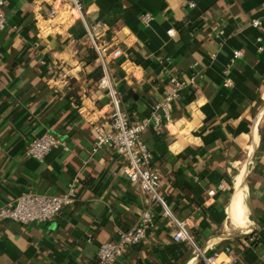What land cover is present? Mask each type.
Wrapping results in <instances>:
<instances>
[{
	"label": "crops",
	"instance_id": "obj_1",
	"mask_svg": "<svg viewBox=\"0 0 264 264\" xmlns=\"http://www.w3.org/2000/svg\"><path fill=\"white\" fill-rule=\"evenodd\" d=\"M83 2L87 19L101 24V40L122 48L109 69L130 122L163 99L172 74L188 82L172 103L173 122L142 136L162 172V195L201 251L172 238L162 206L124 174L125 159L112 147L92 152L95 124L108 127L113 106L83 22L61 0H5L0 206L26 190L61 194L75 177L80 184L78 199L56 219L1 221L0 264H95L100 244L147 208L154 225L115 264H203L214 253L231 264H264V0ZM146 11L154 15L149 25L140 20ZM237 48L244 55L225 86ZM45 132L69 149L29 156V142Z\"/></svg>",
	"mask_w": 264,
	"mask_h": 264
},
{
	"label": "built area",
	"instance_id": "obj_2",
	"mask_svg": "<svg viewBox=\"0 0 264 264\" xmlns=\"http://www.w3.org/2000/svg\"><path fill=\"white\" fill-rule=\"evenodd\" d=\"M69 6L72 13L75 14L84 24L86 34L91 47L96 52V58L102 68V75L99 78V84L107 90L108 97L112 103L113 109L110 112V124L105 127L103 124H95V139L92 152L110 146L116 153L125 159L122 167L124 174L132 181L139 183L141 189L154 202L159 203L164 211V215L169 219V225L174 227L172 238L175 241H185L193 247L196 252H200V247L196 244L193 235L190 232L187 220L178 218L170 209L167 200L161 193L162 172L160 167L153 163L152 152L144 140L143 131L153 125H170L173 122L172 103L182 93L187 80L172 74L170 80L171 87L162 100L152 106L149 114L142 116L136 122H130L128 111L122 107L119 97V89L114 83L109 69V62L117 59L122 54V48L119 45H113L101 40V24L99 22H90L87 19L83 0H61ZM5 0H0V27L5 24L6 16L3 11ZM191 5L194 2H190ZM59 12L57 6L53 5L50 10V16H55ZM154 15L149 12H143L140 20L143 24L149 25ZM254 25L261 23V20L254 19ZM170 34L174 33L173 28H168ZM259 41L262 40L258 36ZM260 43L258 48L263 49ZM244 55V50L237 48L233 51L230 62L224 69L226 74L223 84L231 86L234 79L231 75V66L235 61ZM196 75L191 77L195 80ZM163 114L159 113V109ZM62 147L68 150V143L60 139L52 132H45L33 138L27 146V154L36 159L42 160L54 148ZM79 177L72 179L67 190L61 194H50L46 192H36L34 190L23 191L13 201L0 206V222L11 220L21 224L33 222H48L61 215L64 208L74 203L79 195ZM220 188L225 189L224 183ZM214 188L209 190L210 195H214ZM155 223V216L151 208L143 211L140 220L127 229H121L114 240L103 241L97 253L95 264H115L117 260L129 249L141 244L147 237V231ZM230 258H222L219 253L206 255L203 257V264H231Z\"/></svg>",
	"mask_w": 264,
	"mask_h": 264
},
{
	"label": "trees",
	"instance_id": "obj_3",
	"mask_svg": "<svg viewBox=\"0 0 264 264\" xmlns=\"http://www.w3.org/2000/svg\"><path fill=\"white\" fill-rule=\"evenodd\" d=\"M102 74V71H101V73H100V75Z\"/></svg>",
	"mask_w": 264,
	"mask_h": 264
}]
</instances>
